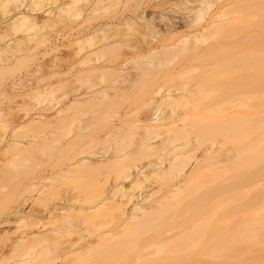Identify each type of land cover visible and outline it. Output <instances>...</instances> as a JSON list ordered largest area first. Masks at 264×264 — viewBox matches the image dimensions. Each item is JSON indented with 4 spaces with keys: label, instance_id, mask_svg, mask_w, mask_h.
<instances>
[{
    "label": "bare ground",
    "instance_id": "obj_1",
    "mask_svg": "<svg viewBox=\"0 0 264 264\" xmlns=\"http://www.w3.org/2000/svg\"><path fill=\"white\" fill-rule=\"evenodd\" d=\"M25 1L0 0V81L24 63L8 55L19 49V37L3 40L6 29L30 27L39 8L48 19L66 15L70 21L97 11L111 20L112 34H158L142 55L171 54L166 74L176 83L152 99L160 86L146 66L151 61L140 59L113 97L99 91L98 130L85 134L86 154L77 159L37 129L44 154L35 166L39 180L67 184L69 191L45 196L47 220L34 217L12 238L2 228L9 217L0 219V264L8 256L10 264L256 260L264 247V0H91L84 13L87 0H64L57 10L43 8L44 0ZM93 33L79 25L72 43ZM31 37L35 45L58 46L51 35ZM113 43L105 36L92 53ZM121 65L122 58L94 68L104 79L121 76ZM91 96L77 94L71 102ZM70 104L30 121L51 123ZM3 180L0 170V187ZM67 232L76 239L66 240ZM181 256L185 261L174 260Z\"/></svg>",
    "mask_w": 264,
    "mask_h": 264
},
{
    "label": "rangeland",
    "instance_id": "obj_2",
    "mask_svg": "<svg viewBox=\"0 0 264 264\" xmlns=\"http://www.w3.org/2000/svg\"><path fill=\"white\" fill-rule=\"evenodd\" d=\"M63 1L44 0L42 6L57 10ZM90 2L91 0H87V3H81L88 4L82 8L83 13L85 10V12L89 11ZM32 12L36 15L32 27L22 26L17 32L7 28L3 38L7 42L14 43L19 37V49L7 53L13 59L16 56L24 59L21 66L15 67L13 73L6 75L0 81V170L4 171V180L0 187V219L9 217V222L2 226L3 229H7V238H12L27 229L34 217L40 216L44 222L47 220L45 208L50 201L46 202L45 196L57 197L69 191L67 184L52 185L51 179L43 182L39 180V172L35 166L44 156L39 152L38 143L41 140L36 139L40 135L37 134L39 127H43L44 138L51 141V144L65 148L70 157L77 159L86 154L85 134L90 131L96 133L98 130V104L102 100L99 91L103 89L113 97L114 90L125 83L122 78L126 74L135 72L138 63L142 64L140 59L151 61L150 65L146 64V66L155 72L153 85L160 86L159 93L153 94L152 99L172 92L176 83L170 82L169 75L166 74L174 64V60L169 62L166 60L171 58V54L160 50L149 56L142 55L145 53L146 42L151 39L157 41L158 34L144 37L134 33L123 34L124 32L121 31L112 34L108 27V24L112 23L111 20L101 15L98 17L97 11L96 15L85 21L79 19L70 21L66 15L48 19L39 8ZM135 20L140 21L138 18ZM79 25L87 32L93 31L94 35L89 41L76 45L72 42L76 38ZM32 34L53 36L52 42L58 44L57 48L50 44L35 45ZM105 36L113 40V45L104 51L92 53ZM3 55H0V59H3ZM12 58L8 57V60L12 61ZM121 58L123 68L121 76L105 75L102 79L104 71L94 68V65L98 64L110 66ZM8 60L7 64L5 63L7 66L10 62ZM14 79L16 86L12 87L11 82ZM77 94L92 96L72 103V99ZM68 104L70 105L65 115L51 123L39 125L30 121L32 117L50 114ZM11 142L17 143L19 147H10ZM65 239L75 240L76 235L67 232ZM11 260L12 257L8 256L2 264H10ZM174 260L183 262L185 257H177ZM172 262L170 260L162 264H172ZM244 264H264V247L256 260Z\"/></svg>",
    "mask_w": 264,
    "mask_h": 264
}]
</instances>
